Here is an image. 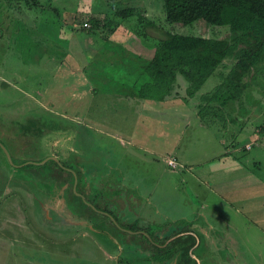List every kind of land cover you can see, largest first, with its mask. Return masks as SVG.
Returning <instances> with one entry per match:
<instances>
[{"label": "rangeland", "instance_id": "1", "mask_svg": "<svg viewBox=\"0 0 264 264\" xmlns=\"http://www.w3.org/2000/svg\"><path fill=\"white\" fill-rule=\"evenodd\" d=\"M126 8H137L138 16L114 34L98 30L88 35L85 31L89 26L86 21L97 13L123 22L116 14ZM81 19L84 23H78ZM150 22L186 36L218 39L230 33L228 28L203 23L188 27L168 24L163 0H0V69L10 73L8 80L26 83L16 89H6L0 83L2 111L8 112V106L3 107L9 103H16L22 111H34L42 102L52 114L76 117L80 122L50 129L48 135L33 134L31 145L27 139L15 145L14 156L20 163H38L52 156L72 164L77 171H85L89 165L102 170L109 162L113 172L100 171L109 174L99 185L86 182V193L118 218L129 206L124 210L130 220H137L136 226L143 229H178L183 224L172 227V221L182 222V216L190 221L200 210L193 205L194 198L201 204L210 200L226 217L229 214L221 207L224 173L220 165L225 163L221 157L226 150L222 140L228 145L237 141L238 158L252 160L249 169L254 177L264 179V136L253 135L256 128L264 126V63L251 72V84L242 100L219 106L222 118L211 122L197 112L200 106H209L210 95L235 63L232 59L224 62L189 104L181 98L189 97V83L183 78L166 101L143 100L139 91L145 78H139L143 62L139 60L151 57L153 49H146L163 36L147 27ZM23 118L20 115L18 121ZM0 140L11 150L7 137L0 135ZM248 144L252 151L245 150ZM170 158L176 161L175 167L168 165ZM17 161L12 164L15 171H9L0 151V167H6L0 168V264H151L142 251L144 240H125L103 216L84 220L68 210V180L58 175L46 177L40 169L23 168ZM124 175L130 186L134 182L140 189L133 198L121 202V190L110 187L121 183ZM240 181L244 184V179ZM187 186L193 197L186 192ZM244 186L241 199H248L252 207L259 198L245 192ZM246 207L239 210L250 230L239 233L250 250L237 245L240 257L232 256L225 233L222 246L213 241L207 254L211 261L206 264H264V213L247 214ZM252 210L260 213L258 207ZM139 211L147 216L137 219ZM237 225L242 227V221Z\"/></svg>", "mask_w": 264, "mask_h": 264}, {"label": "trees", "instance_id": "2", "mask_svg": "<svg viewBox=\"0 0 264 264\" xmlns=\"http://www.w3.org/2000/svg\"><path fill=\"white\" fill-rule=\"evenodd\" d=\"M163 2L168 24L188 27L203 23L206 27L228 28L230 33L229 36L218 39L186 36L173 34L158 28L152 22L148 23V28L159 31L163 36L146 49H153L151 57L146 56L148 59L143 57L139 60V63L143 61L139 68V78L141 80L145 78L139 97L152 102L166 101L177 88L179 78H183L189 83L187 90L189 97L181 98L189 104L224 62L232 59L235 63L228 75L215 88V92L210 95L209 106H200L198 112L201 119H207L209 122L222 118V109L219 106L223 108L230 102L241 101L251 84L249 81L251 72L264 63V0H163ZM136 10L137 8H126L118 11L116 16L123 21L121 23L109 20L105 14H94L85 20L89 24L85 31L88 35H95L98 30L114 34L118 28L127 25L129 19L138 16ZM80 22H83V19L78 23ZM145 39L149 37L145 35ZM212 104H218V107H213ZM59 161L49 160L42 166L29 164L24 168L43 169L46 177L58 175L68 180L70 185L66 196L67 206L73 211L80 212L81 218H87L90 214L99 215L105 217L109 225L122 235L129 236L123 229L148 234L140 233L133 237L144 240V250L151 253L149 261L166 264L178 258L177 264H198L191 253L197 240L195 236L186 234L189 232L188 228L180 230L178 228L169 232L171 226L157 230L119 223L110 209L99 206L95 202V197L85 195L84 178L79 171H75L74 166L68 165L67 162ZM69 169L77 173L79 178L77 192L85 195L86 201L82 196L75 194V177ZM92 205L112 215L119 225L115 224L110 216L94 211ZM197 258L200 257L197 255Z\"/></svg>", "mask_w": 264, "mask_h": 264}, {"label": "crops", "instance_id": "3", "mask_svg": "<svg viewBox=\"0 0 264 264\" xmlns=\"http://www.w3.org/2000/svg\"><path fill=\"white\" fill-rule=\"evenodd\" d=\"M1 72L6 74V76L4 75V77L2 76V74H0V83L6 89H9L12 87L16 89L18 87V85L26 84L24 82V80L21 82L20 81L15 82L14 80H8L6 77L9 76L10 73L6 72V70H4L2 68L0 69V73ZM31 91H34V90H31ZM38 95H41V94L39 93ZM26 96L31 98V96L29 94H26ZM31 100L37 101V99H35L34 97L31 98ZM41 103H39L40 104L38 106L39 108L38 109L36 108L34 111H33V109H30L28 111L27 108H26V111H22V108L18 109L16 107V103H14V104L9 103L8 105H4L3 108L8 106V112L2 111V109H1L2 106L0 107V135L1 136L3 135V136L8 138L7 141L9 143L10 149L12 151H13V149L17 143H21V144L23 143L24 144L25 139H27L30 143L29 145H31V139L33 140V136H32L33 134L43 135L46 133L48 135L47 132H49L50 129L52 131L54 128H58L60 125H64L65 123L67 125H73V126L80 123L76 119V117L69 119V118H67L63 115H60V114H56V115L52 114L48 109H45L43 106L44 104H41ZM38 112H41V114ZM24 114L27 117H25ZM20 115H21V117L22 116L24 117L23 121H18ZM64 118H67V119H64ZM2 121H5V123H3ZM5 128H8V130L11 131V134L5 135L8 133V132H6L8 130H4ZM227 129H228V132L231 134L232 130L230 129V127ZM253 135L264 136V126L262 129L259 127L256 128L255 134H253ZM222 142H224L223 145H226V146H224V147H226V150H225V154H222L223 156L221 157L225 163L220 165L221 170H222V171L221 170L220 171L222 173H224V176L221 178V183H220L222 193L224 194V195H222V198H221L224 201L223 204L221 205V207H224L227 210L226 214L228 213L229 215H226V217L221 216L217 212V210H218L217 205L212 204L210 202V200H205L203 202V204H201V202L198 199L194 198L192 203L194 206H196V207L198 206V209H200V210L192 215L193 219L190 221H187V218L185 216H182V218H184V219H182V222H180V221L177 222V219L172 221V224H173L172 227H175L177 224L182 223L183 225H181L178 230H180L182 228H188L189 232L186 234H191V235L195 236L197 243L193 247V249L191 250V253H192V256L198 261V264H202V262H203V264L204 263L206 264V263L211 261V260H209V257L207 256L208 251L214 245V244H212L214 240L216 241V243L219 246H222L223 240H226V238L224 236L225 233L228 235V238H229L228 243L230 244L231 248L230 247H228V248L231 251L232 256L238 257V258L240 257L241 251L238 249L237 245H240L242 250H244V249L247 250V248H248L247 251H249L250 249H249V247L246 246L247 243L244 242V239L242 238V236H240V233H243V232L245 233L246 230L249 231L250 228L245 227V222H244L243 216H241L242 213L240 212L239 209L240 208L245 209V205H247V207L249 209V211L245 210V211H247L246 212L247 214L248 213L252 214V215L258 214V216H259L262 213H264V179H257L254 177V173L251 172L252 169L251 168H250L251 170L249 169V167H250L249 164H251L252 160L251 161L247 160V159L240 160L238 158L237 151L239 150V148L237 146V141L234 140V144H232V145H228V142H226L225 140L224 141L222 140ZM2 144H3V142H2ZM5 147H7V146H5ZM11 150L8 149L11 157H13L15 152L14 151L11 152ZM245 150H251L252 151L251 145L248 144L245 147ZM0 151L5 154V152L2 150L1 147H0ZM51 157L52 156H47L45 158L47 160V158L49 159ZM5 158L7 159L8 170L9 171H15L14 170L15 166L12 165V163L9 161L6 154H5ZM13 158L14 159H12V160L17 161L15 156ZM45 158L43 157L40 160H38V163H41L43 160H45ZM75 158H77V157H75ZM58 160H60V159H58ZM75 160H77V159H75ZM170 160H172V159L170 158L169 160H167V162L169 163ZM32 162H37V161L32 160V161L21 162V163L19 161H17L16 163L24 168L27 165H29L27 163H32ZM0 164H1V162H0ZM87 167L88 168L85 171H83V169H80V170L78 169V170L84 178L83 190L85 192V195L90 196L89 194L86 193V190H85L86 182L88 184L91 182L92 183L97 182L96 184L99 185L100 182L101 183L104 182V180L106 179V175L109 174L108 173L109 170H111L113 172L114 167L111 166V164L109 162H106L104 164V168L102 170L103 171L106 170L108 172H103L104 174L100 173V171H102V170H99L97 166L89 165ZM0 168H2L3 170L6 169V167L4 165ZM41 171H43V169H41ZM127 173L128 174L132 173V171H128ZM125 177H126V175H124L125 180L123 179V181L121 183L120 182L116 183L110 187V188H116L117 187L116 189H113V190H118V189L121 190V192H122V196L120 198L121 202L126 201V200L130 199L131 197L133 198L134 193H136L140 189V185L137 184L135 186L134 182H133V185L130 186ZM240 179H244V181H243L244 184H242ZM78 184H79V178H78ZM232 184L235 186H234V188L230 189V187H232ZM243 185H245L244 188H246V190H247L245 192H250V194L253 193L255 195L254 197L259 198V199H255L256 203L252 204L253 208L249 206L248 199H247V202H244L241 199V193H242ZM77 188H78V185H77ZM110 190L111 189H109L108 191H110ZM257 191H260V192H257ZM186 192H189L191 194V196L193 197V194H192L193 191L188 186H187ZM85 195L81 194L79 196H82V198L85 200ZM58 196H59V194H58ZM58 196H56V197H58ZM66 196H67V194H66ZM94 199H95V202L97 203L96 198H94ZM146 199L148 200V203H146V206L147 207L151 206V204H150L151 202L149 201V199H150L149 196H146ZM157 201H159L158 198H157ZM88 204H89V206H91L90 203H88ZM66 206H67V199H66ZM99 206H102V205L99 204ZM102 207H106V206H102ZM126 207H127V209L130 208L129 206H126ZM126 207L124 208L125 210H127ZM257 207L260 209V213L258 211H257L258 213L255 211L253 212L252 209H256ZM67 208H68V210H70L72 212H76V211L71 210L68 206H67ZM122 208H123V206H122ZM122 208H120L118 211H120ZM124 209L121 210V214L119 215V218L117 217L119 223H121L125 226L136 225L137 220H135V221L130 220V217H129L130 215H128V211L126 212ZM157 209H158V207H157ZM98 212L102 213L104 215L108 214V213L102 212V211H98ZM157 212H159V210H157ZM76 213L79 214L80 219L86 220V218H81L80 212H76ZM113 213H114V215H116L115 212H113ZM139 213L140 214L137 215V217H136L137 219H139V218L143 219V216H147L146 214H144L142 216L141 211H139ZM243 215H245V214H243ZM110 216H112V215H110ZM90 217H92V218L97 217L98 219L101 218V217L95 216L93 214L92 215L90 214L87 216V218H90ZM164 218L168 219V214H164ZM110 219L112 220L111 217H110ZM120 219H122V220H120ZM105 220H106V218H105ZM237 221L238 222L242 221L243 226L238 227ZM104 222H107V220ZM116 224L119 225L118 222ZM121 229H123V228H121ZM123 230L126 233L128 232V234H129V236L123 235L125 240H135L136 241V239L132 238L134 235H137L140 233H145L143 231L133 232V231L127 230V229H123ZM174 230L175 229L171 230V228H170L169 232L174 231ZM241 230H243V232ZM239 231H240V233H239ZM178 236H180V235H178ZM160 237L162 238V236H160ZM175 238H177V237H175ZM107 239L110 240L108 237H107ZM236 240H237V242H236ZM140 245H142V244H140ZM221 249H223V248H221ZM142 251H143V254L148 255V261H149V256L151 253L148 250L147 251L144 250V245L142 247ZM196 254L200 257L199 259L197 258ZM149 262H151V264H153V263L154 264H165V263L152 262V261H149ZM177 263H178V258H176L174 261L166 263V264H177ZM238 264H240V263H238Z\"/></svg>", "mask_w": 264, "mask_h": 264}, {"label": "water", "instance_id": "4", "mask_svg": "<svg viewBox=\"0 0 264 264\" xmlns=\"http://www.w3.org/2000/svg\"><path fill=\"white\" fill-rule=\"evenodd\" d=\"M0 147L2 148V150L5 152V154L7 155L9 161L13 164V160H12V157L8 151V149L4 146V144H2V142L0 141ZM49 160H55L57 162H60L56 157H51L47 160H45L44 162H41V163H27V164H34V165H37V166H42L44 165L46 162H48ZM70 170V169H69ZM74 176H75V184H74V190L75 192L77 191V185H78V176L75 172H73ZM108 216H110L109 214H107ZM112 218V220L114 221V223L116 224L117 222L115 221V219L110 216Z\"/></svg>", "mask_w": 264, "mask_h": 264}, {"label": "built area", "instance_id": "5", "mask_svg": "<svg viewBox=\"0 0 264 264\" xmlns=\"http://www.w3.org/2000/svg\"><path fill=\"white\" fill-rule=\"evenodd\" d=\"M176 161L175 160H170L169 161V165L171 166V167H175L176 166Z\"/></svg>", "mask_w": 264, "mask_h": 264}, {"label": "flooded vegetation", "instance_id": "6", "mask_svg": "<svg viewBox=\"0 0 264 264\" xmlns=\"http://www.w3.org/2000/svg\"><path fill=\"white\" fill-rule=\"evenodd\" d=\"M70 165H72V164H70ZM73 166V165H72ZM74 168L76 169L75 171H77V168L74 166ZM70 171H74V170H70ZM78 176V175H77Z\"/></svg>", "mask_w": 264, "mask_h": 264}]
</instances>
